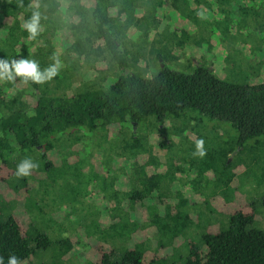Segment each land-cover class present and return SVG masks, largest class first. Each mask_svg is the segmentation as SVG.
<instances>
[{"label": "trees", "instance_id": "1", "mask_svg": "<svg viewBox=\"0 0 264 264\" xmlns=\"http://www.w3.org/2000/svg\"><path fill=\"white\" fill-rule=\"evenodd\" d=\"M263 8L264 0H0V59L35 60L41 71L55 59L60 62L57 74L43 83L23 77L0 81V193L13 176L9 155L37 150L40 163L45 161L49 169L53 163L48 151H70L86 134L102 131L112 138L116 163L128 168L111 200L122 194L124 200L116 198L115 211L126 209L127 218L122 221V214L115 213L110 228L114 231L122 222L130 246L101 248L98 257L94 253L95 262L86 264H160L161 258L146 257V241L156 235L158 250L169 246L175 233L195 220L189 210L196 207L186 198L177 207L169 204L163 192L172 183L151 172L152 153L135 128L151 115L163 125L188 110L230 122L238 137L236 146L222 153L223 169L233 163L227 160L240 148L264 175V67L256 84L229 82L201 63L191 73L167 63L153 76L134 69L144 63L146 53L154 54L157 45L162 48L156 55L165 62L172 47L197 39L207 22L213 36L228 38V32L236 31L247 40L261 41L256 50L264 49V22L258 21ZM34 11L41 14V30L30 39L22 25ZM137 36L142 38L136 41ZM247 42V49L254 50ZM84 65L91 71L73 87L72 77H80ZM107 73L113 78L108 79ZM124 125L130 131L123 136ZM125 182L130 189L124 190ZM143 205L144 221L132 214ZM156 206L165 212L154 210ZM256 218L250 203L239 207L228 228L203 234V245L192 244L181 264H264V230L253 226ZM58 243L66 248L61 250L71 251L69 239L53 241L43 232L32 235L19 218L4 217L0 207L4 264L10 256H16L19 264H33L31 258L39 250Z\"/></svg>", "mask_w": 264, "mask_h": 264}, {"label": "rangeland", "instance_id": "2", "mask_svg": "<svg viewBox=\"0 0 264 264\" xmlns=\"http://www.w3.org/2000/svg\"><path fill=\"white\" fill-rule=\"evenodd\" d=\"M258 21L264 22V14ZM203 30L197 39L182 47H172L169 54L175 58L169 56L165 62L156 55L161 47L157 45L154 54L146 53L142 57L144 63H139L141 66L134 71L153 76L167 63L174 69L191 73L201 63L213 67L219 77L229 82H261L264 49L256 50L261 41L247 40L241 34L236 35V31L228 32V35L232 33L227 35L228 38L225 35L213 36L208 22ZM141 38L137 36L136 41ZM198 39L203 41L197 43ZM246 41H250L255 49L249 51ZM149 48L150 45L147 46ZM88 68L84 65L80 70L81 76L72 77L73 87L82 82L87 71H91ZM109 74L107 78L112 79ZM185 114L168 119L163 125L151 115L138 125V129L135 128L137 137L152 153L151 172L159 173L163 180L172 183L171 188H165L163 192L169 204L177 207L179 200L186 198L196 207L189 210L195 220L185 231L176 232L169 246L158 250L156 235L146 241V257L161 258L160 264L183 263L192 244L201 246L203 234L228 228L231 214L245 204L250 203L256 210L253 226L264 230V175L253 167L252 156L248 152L240 153V148H236L227 160L228 164L233 163L223 169L222 153L236 146L237 130L230 122L213 119L197 111L188 110ZM123 128L124 136L130 129L128 125ZM162 129L164 132H160ZM162 140L164 144L161 146ZM201 140L203 156L197 150V142ZM112 144V138H107L102 131L86 134L75 142L70 151L66 148L48 151V160L53 163L49 169L45 167V161L40 163L37 150L8 156L13 176L0 193L3 216L19 218L32 235L43 232L49 234L53 241H71V247H67L71 250L69 253L61 250L64 246L60 243L53 244L49 249L39 250L31 258V263L86 264L89 260L95 262L94 253L98 257L101 248L122 250L130 246L128 229L122 230V222L114 231L110 228L115 213L122 214V221L128 214L126 209L121 211L122 208L115 211V207H119L118 200H124L121 193L116 197L118 200L111 201L113 188L120 189V178L128 172L126 165L116 163L118 154L110 147ZM120 156L126 158V153ZM25 160H31L37 167L30 169L28 176L18 177L17 166ZM113 178L118 180H115V187L111 183ZM127 189L130 188L125 182L124 190ZM154 210L165 212L157 206ZM146 212L143 205L131 213L144 221ZM137 237H142V234L138 233Z\"/></svg>", "mask_w": 264, "mask_h": 264}, {"label": "clouds", "instance_id": "3", "mask_svg": "<svg viewBox=\"0 0 264 264\" xmlns=\"http://www.w3.org/2000/svg\"><path fill=\"white\" fill-rule=\"evenodd\" d=\"M41 14L38 11H34L31 17L24 22L22 28L29 33L30 39H35L41 30ZM55 59V58H54ZM60 62L55 59V63L49 66L47 69L41 71L38 63L35 60L22 58L19 60L12 59H0V80L12 81L16 77H23L30 79L35 83H43L45 80L54 77L59 70ZM203 141L197 142V150L201 156L204 155L202 151ZM37 167L31 160H25L17 166L16 175L18 177L28 176L30 169ZM0 264H4L3 257H0ZM7 264H19L16 256H10Z\"/></svg>", "mask_w": 264, "mask_h": 264}]
</instances>
